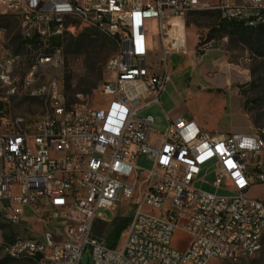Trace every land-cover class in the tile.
<instances>
[{"label":"built area","instance_id":"obj_1","mask_svg":"<svg viewBox=\"0 0 264 264\" xmlns=\"http://www.w3.org/2000/svg\"><path fill=\"white\" fill-rule=\"evenodd\" d=\"M206 11L245 28L264 26V0H0V16L18 19L23 41L44 42L28 47L52 48L78 22L117 43L100 90L108 101L96 107L68 105L56 78L40 82V66L57 65L51 56L21 80L14 77L19 56L0 57V102L20 89L45 105L35 118L0 119V223L20 226L9 240L0 231V259L81 264L88 254L91 264H237L261 250L264 198L250 191L264 185V137L212 134L163 108L167 128L157 133L152 115L139 117L162 106L171 57L188 52L185 18ZM143 155L153 162L148 171L137 166ZM122 201L133 216L122 245L111 247L97 232L98 222L107 223L99 211ZM32 225L43 227L35 233ZM179 234L186 239L176 247Z\"/></svg>","mask_w":264,"mask_h":264},{"label":"rangeland","instance_id":"obj_2","mask_svg":"<svg viewBox=\"0 0 264 264\" xmlns=\"http://www.w3.org/2000/svg\"><path fill=\"white\" fill-rule=\"evenodd\" d=\"M187 53L174 57L170 62V81L165 87L160 102L162 106L153 105L140 112L139 117L152 115V129L165 133L167 120L162 108L170 116H187L212 134L256 133L264 137V31L228 26L218 29L217 13H190L184 20ZM0 57L3 54L19 56V64L14 77L21 80L29 67L40 57L51 56L57 65L46 63L40 66V82L50 78L58 79L66 94L68 105L102 106L108 98L101 95V85L108 77L105 65L108 59L117 52V44L110 37L96 29L87 28L77 23L74 34L65 33L62 38L52 41V48H31L44 46L38 37L22 44L19 21L12 15L0 18ZM148 37L153 50H157V30L154 24L148 27ZM212 37L209 40V34ZM213 41L207 51L204 44ZM191 53V51H193ZM150 61L156 62L152 55ZM0 119L22 117L31 119L45 110L41 99L30 97L19 89L10 98V102H0ZM137 166L141 171H148L153 162L140 156ZM213 181V175L205 177ZM196 187L214 191L209 184L197 183ZM220 194H227L219 191ZM250 195L264 198V185L254 187ZM121 191L118 193V199ZM133 206L122 201L115 211L100 210L107 223L98 222L96 229L99 235L106 238L111 247H120L125 237L127 226L117 238L109 236L119 220H128L133 216ZM156 213V212H153ZM130 222V221H129ZM32 231L40 232L42 225L30 226ZM16 228L0 223L1 235L9 240L19 235ZM179 234L174 245L180 247ZM0 264H36L27 259H0ZM81 264H91L88 254H84ZM237 264H264V239L261 250L253 257L242 259Z\"/></svg>","mask_w":264,"mask_h":264},{"label":"trees","instance_id":"obj_3","mask_svg":"<svg viewBox=\"0 0 264 264\" xmlns=\"http://www.w3.org/2000/svg\"><path fill=\"white\" fill-rule=\"evenodd\" d=\"M212 12H215V13H217V15H218V18H219V25H218V29H224V28H226V27H228V26H237V27H240V28H244V29H259V30H262V31H264V26H261V27H258V28H245V27H243V26H241V25H238V24H235V23H227V22H224V21H222L221 19H220V17H219V13L217 12V11H206V12H200V13H212ZM196 13V12H195ZM197 13H199V12H197ZM1 17H3V16H0V18ZM212 32L209 34V37H208V39L210 40L211 39V37H212ZM33 39H35V38H33ZM110 39L111 40H113V41H115L116 42V40L114 39V38H111L110 37ZM64 41V37L62 38V42ZM26 41H22V44L23 45H26ZM117 44V43H116ZM129 221H130V219H126V220H119L118 222H116V224L114 225V229H113V231H112V233L110 234V236H109V240L110 239H112V240H114L115 238H117L118 236H119V234L121 233V231L123 230V228H124V226H126L128 223H129ZM6 259H8V258H6ZM11 260H17V259H11ZM27 260H29V261H32V262H34L33 260H31V259H27Z\"/></svg>","mask_w":264,"mask_h":264},{"label":"crops","instance_id":"obj_4","mask_svg":"<svg viewBox=\"0 0 264 264\" xmlns=\"http://www.w3.org/2000/svg\"><path fill=\"white\" fill-rule=\"evenodd\" d=\"M193 52H194V50H193V51H191V53H193ZM174 57H176V56H172V57H171V61H173V60H174ZM169 81H170V79H169ZM169 81H168V82H169ZM168 82H167V83H168ZM168 114H169V112H168ZM169 115H170V114H169ZM177 117H178V116H177ZM184 117H187V116H184ZM172 118H173V117H172ZM188 118H189V117H188ZM197 123H198V122H197ZM198 125L200 126V124H199V123H198Z\"/></svg>","mask_w":264,"mask_h":264}]
</instances>
